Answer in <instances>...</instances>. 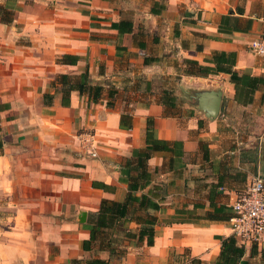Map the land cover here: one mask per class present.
Masks as SVG:
<instances>
[{
  "label": "crops",
  "instance_id": "crops-1",
  "mask_svg": "<svg viewBox=\"0 0 264 264\" xmlns=\"http://www.w3.org/2000/svg\"><path fill=\"white\" fill-rule=\"evenodd\" d=\"M0 5L12 13L10 21L0 19V264L108 260V239L126 249L110 264H214L217 236L231 233L227 220L204 214L215 206L229 215L237 194L264 169V86L243 105L227 73L198 66H213L214 51L233 52L235 70L264 75V59L247 48L264 34V0ZM118 21L130 31L111 26ZM63 55L78 59L61 61ZM85 71L102 86L97 101L75 89L65 96L67 85L57 79ZM148 118L153 137L170 148L151 152L149 182L136 194L153 195L159 208L136 212L84 249L101 199L122 201L127 177L137 174L133 151L146 147ZM146 214L156 218L152 245L123 234L137 232L134 219ZM249 249L242 260L264 264V243L255 255Z\"/></svg>",
  "mask_w": 264,
  "mask_h": 264
},
{
  "label": "trees",
  "instance_id": "trees-1",
  "mask_svg": "<svg viewBox=\"0 0 264 264\" xmlns=\"http://www.w3.org/2000/svg\"><path fill=\"white\" fill-rule=\"evenodd\" d=\"M12 13L0 5V19L2 21H10ZM126 26L122 29V26ZM111 26L117 28L118 31H130L131 25L127 21H118L111 23ZM235 53L214 51L209 62L213 63V66H198V72L201 73H217L223 72L229 75V81L234 87V99L236 102L246 105L253 100L254 92L264 86V75H250L248 73H240L233 67L235 65ZM77 56L63 55L61 61H69L75 63ZM192 65H196V62L190 61ZM195 73V72H192ZM60 82L67 85L65 90V96H69L71 90L75 89L79 93H87L93 101H97L99 98L102 86L91 84L88 81L87 72H82L79 76L71 77L67 74H61L57 78ZM113 92H110L111 96ZM261 101L264 102V94L261 96ZM107 105L111 106L112 101L108 100ZM122 126L130 127L128 124L123 123V117L121 118ZM153 122L148 118L146 121V147L143 150H134L133 155L135 157L134 169L137 174L127 177L128 191L122 201H115L103 198L100 201L98 211L92 214L88 220V227L90 236L88 240L83 241L84 249H88L90 242L96 240L99 237L106 239L108 231L116 227L123 228L125 223L131 221L134 218L136 212H143L150 209H158L159 204L153 199V195L147 194L137 195L136 192L144 187L149 182V173L146 168V160L150 157L152 151L167 150L169 149V142L158 140L153 137ZM230 215V214H229ZM229 215L224 214L223 207H213L211 211H207L204 214V218L209 220H228ZM136 222H141V227L137 232H131L130 230H124L123 234L127 239L135 238L137 242L146 240L147 245H152L154 241V224L156 218L153 215L146 214V218L140 221V218L135 217ZM220 239L221 246L219 255L214 264H247L242 258L246 253V248L236 241V239L229 236H217ZM112 245V246H111ZM107 247L110 258L108 260L92 258L86 260V264H110L111 258L120 260L124 253L125 248L119 244L114 246L113 240H107ZM257 247L252 246L249 249L250 255L257 254ZM191 264H199L198 259H190Z\"/></svg>",
  "mask_w": 264,
  "mask_h": 264
},
{
  "label": "built area",
  "instance_id": "built-area-1",
  "mask_svg": "<svg viewBox=\"0 0 264 264\" xmlns=\"http://www.w3.org/2000/svg\"><path fill=\"white\" fill-rule=\"evenodd\" d=\"M247 48L264 59V34L250 40ZM227 220L230 235L245 248L264 243V179L258 173L230 204Z\"/></svg>",
  "mask_w": 264,
  "mask_h": 264
},
{
  "label": "water",
  "instance_id": "water-1",
  "mask_svg": "<svg viewBox=\"0 0 264 264\" xmlns=\"http://www.w3.org/2000/svg\"><path fill=\"white\" fill-rule=\"evenodd\" d=\"M212 98L213 100L208 106H209V111L211 112V115L215 116L218 112V108L220 104V92H216ZM259 174L264 179V169H261Z\"/></svg>",
  "mask_w": 264,
  "mask_h": 264
},
{
  "label": "rangeland",
  "instance_id": "rangeland-1",
  "mask_svg": "<svg viewBox=\"0 0 264 264\" xmlns=\"http://www.w3.org/2000/svg\"><path fill=\"white\" fill-rule=\"evenodd\" d=\"M227 103H228V99L225 97V100H224V103H223V104H224V106H223L224 108L222 107V108H223V111L226 110ZM255 122H257V121H255ZM256 124H257V123H256ZM257 174H258V173H257Z\"/></svg>",
  "mask_w": 264,
  "mask_h": 264
}]
</instances>
